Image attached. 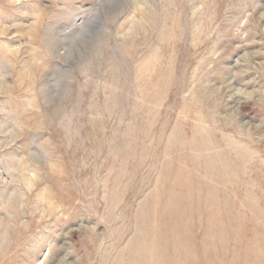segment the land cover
Returning <instances> with one entry per match:
<instances>
[{"label":"rangeland","instance_id":"374dc122","mask_svg":"<svg viewBox=\"0 0 264 264\" xmlns=\"http://www.w3.org/2000/svg\"><path fill=\"white\" fill-rule=\"evenodd\" d=\"M0 264H264V0H0Z\"/></svg>","mask_w":264,"mask_h":264}]
</instances>
